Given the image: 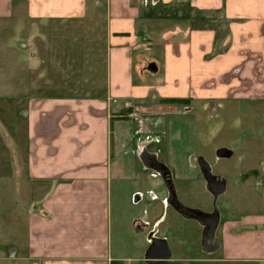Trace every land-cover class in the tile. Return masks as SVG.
<instances>
[{
	"label": "crops",
	"instance_id": "crops-1",
	"mask_svg": "<svg viewBox=\"0 0 264 264\" xmlns=\"http://www.w3.org/2000/svg\"><path fill=\"white\" fill-rule=\"evenodd\" d=\"M4 30L17 113L0 153V261L145 264L144 199L219 198L228 181L212 170L237 153L235 185L259 210L217 213L218 248L202 255L219 256L192 262L264 264V0H0ZM235 116L238 140L213 149Z\"/></svg>",
	"mask_w": 264,
	"mask_h": 264
},
{
	"label": "rangeland",
	"instance_id": "rangeland-1",
	"mask_svg": "<svg viewBox=\"0 0 264 264\" xmlns=\"http://www.w3.org/2000/svg\"><path fill=\"white\" fill-rule=\"evenodd\" d=\"M39 43V41L33 42L35 45ZM9 32L8 30H4L0 32V153L7 154L8 148L11 146V131L10 128V120L14 119L17 111L14 108L15 102L14 99L8 97V79L10 74L9 68ZM34 48H40L39 46H34ZM50 94V93H48ZM239 118L235 116L234 118H228L226 121H219L218 132L222 133L216 136V139L213 138L214 147L221 146L226 142V145L232 143L233 141L238 140V136H236L237 128L234 127L238 123ZM231 129V130H230ZM243 129V128H241ZM214 151V150H213ZM241 158L238 157V154L235 153V156L229 161H221L220 164L225 165L226 167L219 166L218 169L212 170V173H217L221 170L225 172V177L228 181L227 191L223 196L219 198H213L206 193H202L200 186L194 192L184 198V200H179L178 202L183 205L184 208L198 211L201 213L208 214L210 212L216 211L220 214V219L223 221L226 218H235L240 214H251L255 211L259 210L257 205H252L255 203L253 199H250V196L247 194L249 199L245 197V192H243L239 186H236V181L233 175L236 178L237 170L232 168V164L234 162L240 161ZM234 173V174H233ZM238 179V178H237ZM195 189V188H194ZM157 195H159V200L149 203L145 198L142 202L143 210L145 209V214L142 218V221L145 223L144 227H141L138 230L133 229V236L139 240V245L143 244L145 247L149 246L151 241L156 238H163L171 253L172 259H180L179 262L182 264H194L192 260L197 257L207 258L209 260L215 259L218 257V254L215 255H202V232L203 227L197 221L193 219H184L178 211L168 205V207H164V203L158 191H155ZM7 195V194H5ZM176 199V197H174ZM252 198V197H251ZM155 207L157 213L164 216L166 222L159 227L152 226L150 223L152 219L148 217L150 214V207ZM8 207L9 200H1L0 199V212H5L3 216L0 218L1 223L5 224V227L9 226V215H8ZM164 207V208H163ZM137 211V210H135ZM134 211L135 218L140 219V213ZM128 213V212H127ZM125 215V216H124ZM117 218L113 219V230L114 234H116L117 222L120 221L121 224L126 222V212H121V214L117 215ZM130 221V220H129ZM123 229L122 239L127 242V244L131 245V233H124ZM217 234V230H215ZM114 239H117L116 235H114ZM134 242V241H133ZM0 251L4 253V250L0 248ZM178 262V261H177ZM7 262L0 261V264ZM128 264V263H127ZM135 264H143L142 262H136ZM209 264V263H206Z\"/></svg>",
	"mask_w": 264,
	"mask_h": 264
},
{
	"label": "water",
	"instance_id": "water-1",
	"mask_svg": "<svg viewBox=\"0 0 264 264\" xmlns=\"http://www.w3.org/2000/svg\"><path fill=\"white\" fill-rule=\"evenodd\" d=\"M208 184L211 190L217 194L222 188V182L218 178L211 177L208 173L205 174ZM171 206L174 207L180 214L187 218L197 221L203 226L202 232V251L206 254H211L218 248L217 242L214 238L215 230L218 224V215L214 211L210 214H205L197 211H193L183 206L176 204L175 198L171 200ZM145 264H182L171 260V253L168 245L164 240L154 239L148 246L145 256Z\"/></svg>",
	"mask_w": 264,
	"mask_h": 264
},
{
	"label": "built area",
	"instance_id": "built-area-1",
	"mask_svg": "<svg viewBox=\"0 0 264 264\" xmlns=\"http://www.w3.org/2000/svg\"><path fill=\"white\" fill-rule=\"evenodd\" d=\"M138 117V112H131L128 114V118L129 119H136ZM132 264H135V263H132Z\"/></svg>",
	"mask_w": 264,
	"mask_h": 264
},
{
	"label": "trees",
	"instance_id": "trees-1",
	"mask_svg": "<svg viewBox=\"0 0 264 264\" xmlns=\"http://www.w3.org/2000/svg\"><path fill=\"white\" fill-rule=\"evenodd\" d=\"M169 102H174V103H183V101L182 100H169Z\"/></svg>",
	"mask_w": 264,
	"mask_h": 264
}]
</instances>
